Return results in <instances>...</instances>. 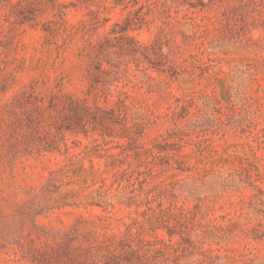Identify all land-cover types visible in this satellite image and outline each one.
Returning <instances> with one entry per match:
<instances>
[{
    "label": "rangeland",
    "instance_id": "obj_1",
    "mask_svg": "<svg viewBox=\"0 0 264 264\" xmlns=\"http://www.w3.org/2000/svg\"><path fill=\"white\" fill-rule=\"evenodd\" d=\"M0 264H264V0H0Z\"/></svg>",
    "mask_w": 264,
    "mask_h": 264
}]
</instances>
